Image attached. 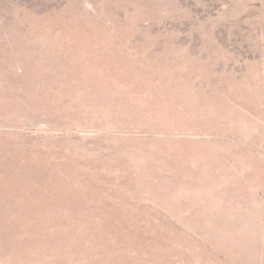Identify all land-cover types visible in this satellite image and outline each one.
Segmentation results:
<instances>
[{
    "label": "rangeland",
    "instance_id": "obj_1",
    "mask_svg": "<svg viewBox=\"0 0 264 264\" xmlns=\"http://www.w3.org/2000/svg\"><path fill=\"white\" fill-rule=\"evenodd\" d=\"M0 264H264V0H0Z\"/></svg>",
    "mask_w": 264,
    "mask_h": 264
}]
</instances>
